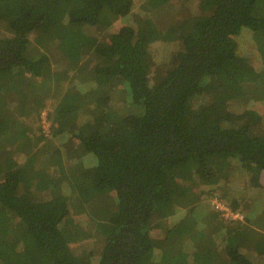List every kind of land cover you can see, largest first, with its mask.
I'll return each mask as SVG.
<instances>
[{
    "label": "trees",
    "instance_id": "1",
    "mask_svg": "<svg viewBox=\"0 0 264 264\" xmlns=\"http://www.w3.org/2000/svg\"><path fill=\"white\" fill-rule=\"evenodd\" d=\"M92 262L264 264V0H0V264Z\"/></svg>",
    "mask_w": 264,
    "mask_h": 264
},
{
    "label": "rangeland",
    "instance_id": "2",
    "mask_svg": "<svg viewBox=\"0 0 264 264\" xmlns=\"http://www.w3.org/2000/svg\"><path fill=\"white\" fill-rule=\"evenodd\" d=\"M243 35V34H242ZM241 35V36H242ZM240 36V37H241ZM45 114H46V112L43 110V112H42V117H43V119L44 120H46L45 118H46V116H45ZM25 119H27L28 117H24ZM50 127V120L49 119H47L46 121H44V123H43V128L45 129V134H48L46 131H48V128ZM72 219H70L72 222H73V220H75L76 218L75 217H71ZM239 218H241V217H239ZM90 223V226L91 227H93V228H95L96 230H97V227H98V221H89ZM74 223V222H73ZM97 232H99L98 230H97ZM100 233V232H99ZM102 235V234H101ZM76 250V249H75ZM78 253V252H77ZM80 254H84V253H79V255L77 254V256L79 257L80 256ZM81 257V256H80ZM92 264H96V262H92Z\"/></svg>",
    "mask_w": 264,
    "mask_h": 264
},
{
    "label": "built area",
    "instance_id": "3",
    "mask_svg": "<svg viewBox=\"0 0 264 264\" xmlns=\"http://www.w3.org/2000/svg\"><path fill=\"white\" fill-rule=\"evenodd\" d=\"M215 202V201H214ZM215 205L220 209V210H222L223 212H224V215L225 216H228V217H232V218H239V217H241L239 214H232L231 212H230V210L226 207V206H224V205H222L221 203H216L215 202Z\"/></svg>",
    "mask_w": 264,
    "mask_h": 264
}]
</instances>
